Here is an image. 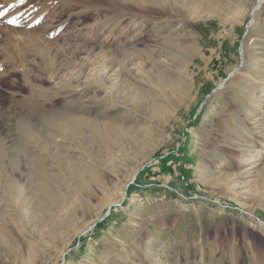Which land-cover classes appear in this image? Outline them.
<instances>
[{
    "label": "rangeland",
    "instance_id": "1",
    "mask_svg": "<svg viewBox=\"0 0 264 264\" xmlns=\"http://www.w3.org/2000/svg\"><path fill=\"white\" fill-rule=\"evenodd\" d=\"M258 1L0 0V264H264Z\"/></svg>",
    "mask_w": 264,
    "mask_h": 264
},
{
    "label": "bare ground",
    "instance_id": "2",
    "mask_svg": "<svg viewBox=\"0 0 264 264\" xmlns=\"http://www.w3.org/2000/svg\"><path fill=\"white\" fill-rule=\"evenodd\" d=\"M107 1H109V0H107ZM111 1V0H110ZM262 0H259L258 1V3H255V4H252V6H251V9H256V7L258 6V4H259V2H261ZM112 3V2H111ZM109 4V3H108ZM109 6V5H108ZM110 7V6H109ZM118 9V8H117ZM120 9V8H119ZM115 11V10H114Z\"/></svg>",
    "mask_w": 264,
    "mask_h": 264
},
{
    "label": "snow or ice",
    "instance_id": "3",
    "mask_svg": "<svg viewBox=\"0 0 264 264\" xmlns=\"http://www.w3.org/2000/svg\"><path fill=\"white\" fill-rule=\"evenodd\" d=\"M10 23H12L13 21H9Z\"/></svg>",
    "mask_w": 264,
    "mask_h": 264
}]
</instances>
